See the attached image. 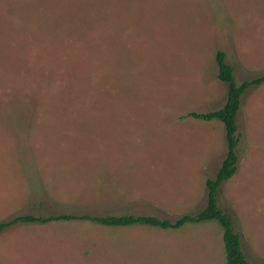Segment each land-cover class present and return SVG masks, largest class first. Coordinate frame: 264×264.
Here are the masks:
<instances>
[{
  "label": "rangeland",
  "instance_id": "1",
  "mask_svg": "<svg viewBox=\"0 0 264 264\" xmlns=\"http://www.w3.org/2000/svg\"><path fill=\"white\" fill-rule=\"evenodd\" d=\"M218 51L237 84L264 74V0H0V222L201 211L225 127L180 117L226 103ZM237 127L219 206L264 264V83ZM222 233L19 223L0 234V264H226Z\"/></svg>",
  "mask_w": 264,
  "mask_h": 264
},
{
  "label": "trees",
  "instance_id": "2",
  "mask_svg": "<svg viewBox=\"0 0 264 264\" xmlns=\"http://www.w3.org/2000/svg\"><path fill=\"white\" fill-rule=\"evenodd\" d=\"M218 65V79L228 85L227 101L218 110L197 113L190 112L180 119H196L204 122L219 121L225 127L226 141L228 146L227 155L214 178L206 181L207 204L195 215H184L176 221L160 219L155 216L144 215H50L34 216L23 215L15 217L6 222H0V234L16 224H40L45 225L55 222H91L106 227H132L144 225L161 230L179 231L188 224H199L202 222H214L222 229V239L224 244L226 264H253L249 262L243 252L241 236L235 229L233 218L223 211L219 206L220 188L224 182L231 180L238 170L239 155L238 146L240 138L238 136L237 117L241 109L244 94L253 87H258L264 83V74L252 80H246L237 84L232 66L227 63V56L224 51L216 54Z\"/></svg>",
  "mask_w": 264,
  "mask_h": 264
}]
</instances>
